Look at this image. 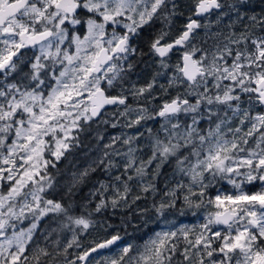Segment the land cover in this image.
I'll return each mask as SVG.
<instances>
[{
    "label": "snow or ice",
    "instance_id": "1",
    "mask_svg": "<svg viewBox=\"0 0 264 264\" xmlns=\"http://www.w3.org/2000/svg\"><path fill=\"white\" fill-rule=\"evenodd\" d=\"M113 118L135 131L57 180L81 133ZM148 195L164 227L142 244L84 243L96 214ZM181 200L211 210L177 226ZM0 264H264V0H0Z\"/></svg>",
    "mask_w": 264,
    "mask_h": 264
},
{
    "label": "trees",
    "instance_id": "2",
    "mask_svg": "<svg viewBox=\"0 0 264 264\" xmlns=\"http://www.w3.org/2000/svg\"><path fill=\"white\" fill-rule=\"evenodd\" d=\"M151 64H143L140 65L137 69V74H134L132 77L133 82H135L138 86L145 83L147 79L150 78V74L152 68ZM160 83H165L163 79H161ZM155 103V102H154ZM123 125L124 122H121ZM151 127L155 128L157 125L153 123ZM128 128L117 127L112 128L109 125H104L101 130H97L96 125H92V127L86 131L81 133L80 139L81 144L79 147L74 148L71 152L67 153L65 158H62L56 165V169H51L50 171L56 177L57 180L64 182L68 179L65 177V173H71L73 171L79 172L88 167H81L82 160L84 157H81L83 153L87 150L91 151V155L99 148L101 144L108 143L107 141H111L112 137L118 136L121 132L126 133ZM98 135L103 136L102 140H98ZM110 151V150H109ZM95 159V158H94ZM92 163V162H91ZM90 163V164H91ZM79 169V170H78ZM172 171L170 167H165L163 169V174L159 177L155 183L157 185L158 191L155 193V200L159 201V199L164 195L165 187H163L165 181L169 180ZM106 179L105 173L98 169L95 173H92L90 178L86 180V182L81 185L80 191L78 193V198L80 203H86V198L89 193L93 190V185L97 184L98 181ZM229 187V186H225ZM214 189L210 190L209 194H214ZM135 194L144 195L140 193L139 188H134ZM49 198L59 199V191L52 193ZM193 199H195L193 197ZM154 202V197L152 195H148L145 199H141L133 204L129 208H122L117 210L109 209L107 212L103 214H96L94 219L97 221L98 230L91 235L87 236V239L84 240V243L87 244L89 241L103 238L108 232L113 230L120 231L121 234L125 233L127 236L124 237L131 239L132 243L142 244L144 240H146L154 231L153 227L150 224L145 223L146 217L151 216L154 212L151 210V206ZM182 203L181 201H178ZM179 208L184 209V215L188 216L189 223L188 225H198L203 222L204 215L211 210L207 208L204 211V207L200 209H189L185 205H178ZM144 209H148V211H143ZM174 213L180 214V212L176 209L172 210ZM77 214H79L80 209L77 208ZM195 212V215H193ZM147 222V221H146Z\"/></svg>",
    "mask_w": 264,
    "mask_h": 264
},
{
    "label": "rangeland",
    "instance_id": "3",
    "mask_svg": "<svg viewBox=\"0 0 264 264\" xmlns=\"http://www.w3.org/2000/svg\"><path fill=\"white\" fill-rule=\"evenodd\" d=\"M106 118H108V117H106ZM113 119H119V124L117 125L118 128L121 127V123H120V121H121V122H124L123 118H113ZM152 124H153V122L149 121L148 124L146 125V127H151ZM103 126H104V125H100L99 128H97V130H101ZM109 126H110V124H109ZM96 127H97V126H96ZM110 127H111V126H110ZM117 127H115V128H117ZM112 128H113V127H112ZM134 131H135V129H129L128 131H126V133L131 134V133H133ZM122 133H123V132H121L118 136H120ZM102 142H103V140H102ZM107 142H110V141H107ZM102 146H103V144H101V145L99 146V148L102 147ZM116 147L119 148L121 151L124 150V147L121 146L119 143H117ZM99 148L97 149L96 153L94 152L92 155H91V151H90V150H87L85 153H83L82 155H80L81 157H84V158H83V160H82V163L79 164V165H81V167H80L79 169H81L82 167H87V166H85V165H89V164L93 161L94 158H97V157H98V155L100 154V153H99ZM79 169H78V170H79ZM171 171H172V170H171ZM69 174H70V173H67V172H66L64 176L69 178ZM59 181H60V180H59ZM62 183H63V182H62ZM166 184L168 185V187H172V186H174V184H175V179H172V173H171V175H170L169 180L165 181L163 187H165ZM177 203H178V205H184L183 202H182V203H181V202H177ZM205 210H207V208L204 207V211H205ZM167 219H168L170 222H172V223H174L175 225H177V226H179V225H181V224H187V225H188V223H189V220H188V216H187V215L185 216L184 214H183V215H181V214H177V213H174V211H171V212H169V213L167 214ZM146 221H147V224H150V223H151L150 225L153 227L154 231L160 230L161 227H164V224H163V218H159V217H157V216L155 215V213L152 214L151 216L146 217ZM25 223H27V222H25ZM42 223H43V222H42ZM97 230H98V228H97V226H96L95 229L90 230V231H91V233H94V232H96ZM121 235H124L125 237L127 236V234H125V233H123V234H121ZM125 240L128 241V242H131V239L125 238ZM70 251H71V250H70Z\"/></svg>",
    "mask_w": 264,
    "mask_h": 264
},
{
    "label": "flooded vegetation",
    "instance_id": "4",
    "mask_svg": "<svg viewBox=\"0 0 264 264\" xmlns=\"http://www.w3.org/2000/svg\"><path fill=\"white\" fill-rule=\"evenodd\" d=\"M144 50H145V52L147 51L146 48ZM143 59L147 62L146 64H152V61L147 56H145ZM174 59H175V57H174Z\"/></svg>",
    "mask_w": 264,
    "mask_h": 264
}]
</instances>
